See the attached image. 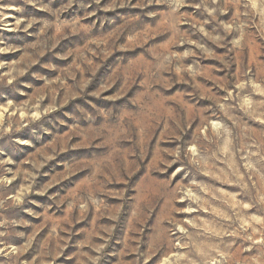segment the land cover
<instances>
[{"label":"rangeland","instance_id":"obj_1","mask_svg":"<svg viewBox=\"0 0 264 264\" xmlns=\"http://www.w3.org/2000/svg\"><path fill=\"white\" fill-rule=\"evenodd\" d=\"M0 264H264V0H0Z\"/></svg>","mask_w":264,"mask_h":264}]
</instances>
